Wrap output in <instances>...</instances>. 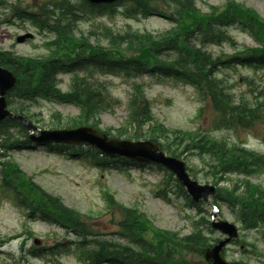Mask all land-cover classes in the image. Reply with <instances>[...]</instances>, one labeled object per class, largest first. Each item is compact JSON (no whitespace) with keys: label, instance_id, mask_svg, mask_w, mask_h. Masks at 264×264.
Masks as SVG:
<instances>
[{"label":"trees","instance_id":"obj_1","mask_svg":"<svg viewBox=\"0 0 264 264\" xmlns=\"http://www.w3.org/2000/svg\"><path fill=\"white\" fill-rule=\"evenodd\" d=\"M121 5L125 7L123 13L127 17L160 14L174 24L167 30L153 33L141 32L130 25L121 29L103 26L100 33L90 30L86 35L76 31L85 13L82 8L85 3L81 7L72 0L43 4L39 12L26 16L38 27L55 35L47 43L49 52L36 57H25L12 51L0 52V64L19 78L17 86L8 94V104L16 112L26 113L30 103L41 98L73 103L81 108V115L72 120L74 124L71 126L89 124L94 120L92 124L97 127L96 117L112 101L104 82L90 81L98 72L123 75L129 80L151 76L191 84L218 112L216 128H250L264 121V88L248 75L241 76L240 81L249 86L251 92L237 94L234 91L236 83L232 84L226 74V69L233 67L264 68V19L256 10L230 0L223 7L209 6L206 12L197 7L196 0H125ZM114 7L102 5L93 9L103 14ZM23 11L17 8L16 13L23 16ZM233 25L249 31L259 45L239 46L226 30ZM225 42L233 43L232 53H215L208 49ZM66 71L73 76L70 90L63 92L58 75ZM132 87L126 129L135 127V134H138L137 130L149 123L147 137L166 142L173 134L180 144H186L184 150H198L209 155L214 160L211 166L214 174L220 176L234 172L251 176L264 170V155L253 150L230 145L226 140L200 131L165 129L152 115L144 83L133 81ZM15 126H20L18 133L12 132ZM29 143L25 129L17 121L0 122L1 148L8 151ZM0 164L3 189L14 193L30 209L32 217L50 219L76 231L83 237L79 247L92 263L191 264L173 256L172 250L177 244L172 237L165 238L160 234L154 239L146 237L145 221L134 210L125 207H122L125 208V219L121 224L130 239L141 245V250L107 239L89 242V231L77 212L64 205L60 198L42 190L15 163L2 161ZM217 199L232 208L246 227L264 231V185L243 180L241 185L236 183L231 188L222 189ZM113 205L117 203L111 195V207ZM165 233V236L169 235ZM181 240L188 242L190 247H204L210 243L199 229Z\"/></svg>","mask_w":264,"mask_h":264},{"label":"rangeland","instance_id":"obj_2","mask_svg":"<svg viewBox=\"0 0 264 264\" xmlns=\"http://www.w3.org/2000/svg\"><path fill=\"white\" fill-rule=\"evenodd\" d=\"M7 8L0 6V50H11L19 55L33 56L45 51L43 42L47 36L28 21L12 19L10 6L15 3L23 7L32 5V8L47 0H7ZM226 0H197L202 10L210 5H222ZM250 6L264 17V0H236ZM9 20H12L9 22ZM101 23L120 29L131 24L141 31H158L168 28L171 24L164 18L152 16L147 19H127L121 15L91 17L79 24V28L88 34L91 28L100 27ZM31 31L34 39L18 44L19 34ZM229 31L242 44L253 45L255 40L238 28ZM231 51L229 45L216 46L214 50ZM245 73L255 76L257 81L264 85V70L255 74L253 69L241 68ZM64 90L69 87L70 74L60 76ZM108 82L113 95L119 103L100 116L99 127L103 130L112 129L117 134L127 120L128 98L131 92L129 81L121 77H102ZM146 92L151 100L155 117L168 128L182 130L201 128L208 130L218 138H226L231 142L244 143L248 148L264 154V123L247 130H214L213 122L216 113L202 100L196 90L189 85L175 82L171 79L158 81L151 77L143 79ZM244 86H239L238 91ZM208 104V103H207ZM200 108H203L201 111ZM32 122L43 129H60L65 127L67 120L79 114V108L72 104L41 100L30 109ZM128 134L121 136L127 139ZM142 136V135H141ZM145 138H140L144 140ZM136 140V139H132ZM62 149L47 145L33 144V147L22 150H13L11 155L20 168L38 183L47 192L59 196L72 209L80 212L88 228L94 232L105 234L106 238L117 239L119 228L117 221L120 214H113L107 210L105 190L114 194L117 201L138 207V214H144L150 224L159 229L188 234L193 229L191 217L196 211L190 208L185 200L173 192L169 193L170 200L164 199L157 193L158 184L163 173L153 167H139L114 163L110 168L102 169L92 163L89 158L69 156ZM188 166H192L197 173L200 183H213L206 163L199 155H184L181 157ZM192 175V174H191ZM235 178V177H232ZM264 184V174L256 178ZM176 191V190H175ZM219 217L235 222L234 215L222 204L219 205ZM205 214H211V204L204 205ZM238 224V223H237ZM31 233V235H30ZM242 240L256 244L257 252L251 246L241 248L242 242L232 243L226 247L225 258L229 261H238L247 264H264V236L256 230L240 229ZM212 238H222L223 235L214 230ZM40 244L36 245L34 240ZM78 241L75 234L68 233L57 225L40 219L29 218L25 209L16 203L10 195L0 191V264H87L83 262L81 253L77 250ZM65 245V253L52 256L45 252L44 257H33V251L54 246L57 243ZM41 247V248H39ZM63 248V246H60ZM64 249V248H63ZM59 250L57 248L55 252ZM71 250V251H68ZM185 258L204 264L202 256L189 252Z\"/></svg>","mask_w":264,"mask_h":264},{"label":"water","instance_id":"obj_3","mask_svg":"<svg viewBox=\"0 0 264 264\" xmlns=\"http://www.w3.org/2000/svg\"><path fill=\"white\" fill-rule=\"evenodd\" d=\"M93 2L114 1V0H91ZM31 34H27L18 38L19 42L24 41ZM16 84V77L14 74L2 67H0V121L4 118H17L23 122L30 130V138L36 141H65V142H90L96 145L103 152L110 155L127 156L135 160H156L171 169H173L181 181L187 186L188 191L199 200L204 193H215V187L198 185L195 181H191L185 171L183 162L174 158H166L160 151L158 145L149 141H121L117 139L108 140L106 135L100 136L93 127H80L71 130H42L40 136H36L33 131L37 129L25 117L13 114L7 108L6 92ZM215 227L220 228L225 233L230 234L226 240L220 241L213 248L206 251L207 260H212L213 264H238L229 263L223 260L221 252L227 242L231 241L237 236V229L235 225L228 222L214 223Z\"/></svg>","mask_w":264,"mask_h":264}]
</instances>
